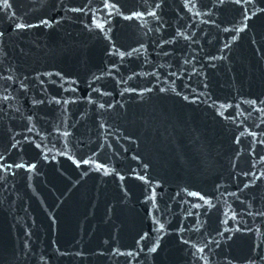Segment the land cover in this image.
I'll return each instance as SVG.
<instances>
[{"label":"water","instance_id":"water-1","mask_svg":"<svg viewBox=\"0 0 264 264\" xmlns=\"http://www.w3.org/2000/svg\"><path fill=\"white\" fill-rule=\"evenodd\" d=\"M8 3L0 0V264H142L185 0Z\"/></svg>","mask_w":264,"mask_h":264},{"label":"snow or ice","instance_id":"snow-or-ice-1","mask_svg":"<svg viewBox=\"0 0 264 264\" xmlns=\"http://www.w3.org/2000/svg\"><path fill=\"white\" fill-rule=\"evenodd\" d=\"M219 2L221 4H223L224 0H219ZM234 2L236 4H240L241 0H234ZM250 2H251V0H243L244 4H250ZM3 6L6 7V8L7 7H11V5L8 3V0H4V5ZM107 6H108V4L105 3V7H107ZM244 11L247 12V9H245ZM261 11H264V9H261ZM152 15H155V13H152ZM253 15H255V12L253 13ZM245 19H248V17L246 15H245ZM42 23H47V21H42ZM17 27L18 28H23V27H25V25L24 24H18ZM0 35H2V33H0ZM225 47H227V45H225ZM121 55H123V54H121ZM8 79H11V77H9ZM162 91H163V89H162ZM185 99H187V97H185ZM101 107H103V105H101ZM85 163H87V161H85ZM15 166L17 168L22 167V165H19V164L15 165ZM0 167H3V165H0ZM31 167H35V165H32ZM101 167H103V165H101ZM191 195H197V193H191ZM161 227H163V226H161ZM155 250H156L155 248L151 249V251H155Z\"/></svg>","mask_w":264,"mask_h":264}]
</instances>
